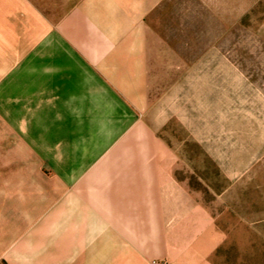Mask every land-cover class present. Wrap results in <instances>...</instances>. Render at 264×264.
Masks as SVG:
<instances>
[{
    "label": "crops",
    "instance_id": "crops-1",
    "mask_svg": "<svg viewBox=\"0 0 264 264\" xmlns=\"http://www.w3.org/2000/svg\"><path fill=\"white\" fill-rule=\"evenodd\" d=\"M167 2L0 0V264H217L210 213L151 147Z\"/></svg>",
    "mask_w": 264,
    "mask_h": 264
},
{
    "label": "rangeland",
    "instance_id": "rangeland-1",
    "mask_svg": "<svg viewBox=\"0 0 264 264\" xmlns=\"http://www.w3.org/2000/svg\"><path fill=\"white\" fill-rule=\"evenodd\" d=\"M159 22L170 75L151 147L215 222L214 261L264 264V0H168Z\"/></svg>",
    "mask_w": 264,
    "mask_h": 264
}]
</instances>
